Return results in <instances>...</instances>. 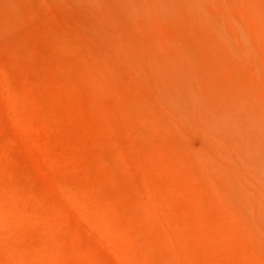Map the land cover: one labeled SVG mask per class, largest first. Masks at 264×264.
<instances>
[{"label": "rangeland", "instance_id": "rangeland-1", "mask_svg": "<svg viewBox=\"0 0 264 264\" xmlns=\"http://www.w3.org/2000/svg\"><path fill=\"white\" fill-rule=\"evenodd\" d=\"M260 66L264 0H0V264H264Z\"/></svg>", "mask_w": 264, "mask_h": 264}, {"label": "bare ground", "instance_id": "bare-ground-1", "mask_svg": "<svg viewBox=\"0 0 264 264\" xmlns=\"http://www.w3.org/2000/svg\"><path fill=\"white\" fill-rule=\"evenodd\" d=\"M195 1V0H194ZM202 1V0H201ZM199 7V6H198ZM197 10H198V8L197 7H195ZM196 10V11H197ZM244 34V33H243ZM237 44V43H236ZM255 48V47H254ZM250 49H251V46H250ZM241 50V49H240ZM256 50V49H255ZM246 51H247V49H246ZM250 51V50H249ZM252 54V53H251ZM253 54H255V53H253ZM256 58H257V55H256ZM253 60H256V59H253ZM252 62V61H251ZM257 62V61H256ZM256 62H255V64H256ZM260 65V64H259ZM258 65V66H259ZM262 66V65H261ZM260 66V68H264V67H261ZM261 71V70H260ZM264 71V70H263ZM172 95V94H171ZM190 97V96H189ZM173 100V99H172ZM192 100V99H191ZM193 101V100H192ZM173 103V102H172ZM175 104V103H174ZM191 104H194V102L192 103H190V105ZM191 106H193V105H191ZM199 106H200V104H199ZM250 110V109H249ZM183 111V110H182ZM200 111V110H199ZM205 111V110H204ZM186 112V111H185ZM202 113H204V112H202ZM208 113V112H207ZM182 114V113H181ZM205 114V113H204ZM202 116H203V114H202ZM250 116V115H249ZM243 117V116H242ZM196 118V117H195ZM200 118V117H199ZM214 119V118H213ZM212 119V120H213ZM254 119V118H253ZM199 120V119H198ZM201 120V119H200ZM200 120H199V122H200ZM204 122H205V120H204ZM207 122V121H206ZM215 126V125H214ZM248 126V125H247ZM217 128V127H216ZM219 129V128H218ZM216 130V129H215ZM231 131V130H230ZM245 131H247V130H245ZM260 131V130H259ZM258 131V132H259ZM225 133V132H224ZM254 133V132H253ZM256 133V132H255ZM263 132H260V134L259 135H261ZM254 135V134H253ZM259 135H258V137H259ZM263 135V134H262ZM261 135V136H262ZM256 136V135H255ZM254 137V136H253ZM264 137V136H263ZM263 137H262V139H263ZM258 139V138H257ZM256 139V140H257ZM259 139H261V138H259ZM249 141V140H248ZM259 141V140H258ZM251 142V141H250ZM248 143V142H247ZM256 146H258V145H256ZM220 148V147H219ZM223 148V147H222ZM250 148V147H249ZM262 149V148H261ZM260 150V149H259ZM247 151V150H246ZM261 151V150H260ZM256 152V153H258L257 154V156H255V157H258V162H257V164H256V168H257V170H258V174H260V175H262V176H264V152ZM226 153H227V151H225ZM228 153H229V151H228ZM254 154V153H253ZM255 155V154H254ZM246 156V155H245ZM244 157V156H243ZM225 159V158H224ZM254 159V158H253ZM242 165V164H241ZM236 166V165H235ZM246 166V165H245ZM229 168V167H228ZM242 168V167H241ZM233 169V168H232ZM244 169V168H243ZM251 169V168H250ZM234 170H235V168H234ZM233 170V172L231 173V175L229 176V180L231 181V182H235L237 179H238V175H237V173L235 172ZM256 170V171H257ZM237 171V170H236ZM248 171V170H247ZM247 175H248V173H247ZM250 175V174H249ZM242 176V178L244 179V181H248V177L246 176V173L244 174V172H243V175H241ZM255 176V175H254ZM250 177H252V181H253V176H252V174H251V176ZM241 178V179H242ZM263 179V181H264V178H262ZM239 180V179H238ZM237 180V181H238ZM258 179H254V181H256L255 182V184L257 183L258 184V181H257ZM254 181H253V183H254ZM260 181V180H259ZM239 183V182H238ZM237 183V184H238ZM247 183V182H246ZM245 183V184H246ZM248 183H249V181H248ZM261 184H262V182H260ZM260 183H259V185H260ZM239 184H241V183H239ZM251 185H253L254 186V184H251ZM261 187H262V185H261ZM254 188V187H253ZM242 189V188H241ZM244 189V188H243ZM258 189H259V187H258ZM253 190V189H252ZM249 193V192H248ZM250 195H251V193H249ZM255 194H256V191H255ZM262 194L264 195V189H262ZM261 195V194H260ZM257 196V195H256ZM255 196V197H256ZM262 196V195H261ZM252 197V196H251ZM259 197V196H258ZM247 198V197H246ZM259 199H261L260 197H259ZM239 201V200H238ZM263 201H264V196H263ZM256 202H258V201H256ZM260 203V202H259ZM249 204V203H248ZM256 205H257V203H256ZM251 206H254V205H251ZM259 207H261L260 205H258ZM252 209V208H251ZM257 209H259L258 207H257ZM261 209V208H260ZM260 213V212H259ZM261 219H262V221H263V223H264V207H263V209L261 210ZM257 234H259V233H257ZM262 234L264 235V232H262ZM260 235V234H259ZM262 236V235H261ZM258 237H260V236H258ZM255 255V254H254ZM256 256V255H255ZM256 259V258H255ZM261 262V261H260Z\"/></svg>", "mask_w": 264, "mask_h": 264}]
</instances>
